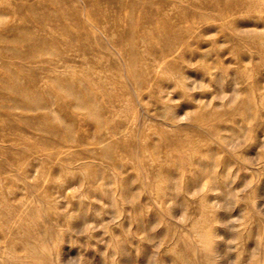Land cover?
<instances>
[{"label": "rangeland", "instance_id": "obj_1", "mask_svg": "<svg viewBox=\"0 0 264 264\" xmlns=\"http://www.w3.org/2000/svg\"><path fill=\"white\" fill-rule=\"evenodd\" d=\"M0 264H264V0H0Z\"/></svg>", "mask_w": 264, "mask_h": 264}]
</instances>
